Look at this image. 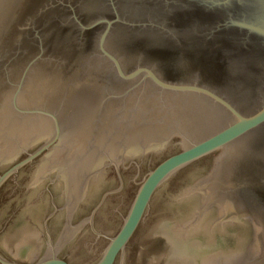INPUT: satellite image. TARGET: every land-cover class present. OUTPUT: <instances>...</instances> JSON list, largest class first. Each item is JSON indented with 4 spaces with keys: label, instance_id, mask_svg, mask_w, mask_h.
Wrapping results in <instances>:
<instances>
[{
    "label": "water",
    "instance_id": "obj_1",
    "mask_svg": "<svg viewBox=\"0 0 264 264\" xmlns=\"http://www.w3.org/2000/svg\"><path fill=\"white\" fill-rule=\"evenodd\" d=\"M174 134L119 231H96L120 163ZM147 217L171 246L154 264H264V0H0V263L75 264L57 254L91 222L94 264H125Z\"/></svg>",
    "mask_w": 264,
    "mask_h": 264
},
{
    "label": "rangeland",
    "instance_id": "obj_2",
    "mask_svg": "<svg viewBox=\"0 0 264 264\" xmlns=\"http://www.w3.org/2000/svg\"><path fill=\"white\" fill-rule=\"evenodd\" d=\"M181 146V136L174 134L161 151L143 156L141 164L132 161L129 167H125L123 163H120L119 172L123 187L104 197L94 213L95 230L113 237L121 228L145 175L166 156L179 150ZM218 155L219 152H214L178 170L170 177L166 190L175 194L189 187L193 183L195 172L200 169L213 168ZM150 223V217L144 218L129 241L124 251L125 264H154L150 261L152 255L163 254L170 250V242L164 236L145 237ZM95 230L92 223L88 222L57 255L75 264L96 263L108 246L110 238ZM121 260L122 255L118 257L115 264H121Z\"/></svg>",
    "mask_w": 264,
    "mask_h": 264
},
{
    "label": "flooded vegetation",
    "instance_id": "obj_3",
    "mask_svg": "<svg viewBox=\"0 0 264 264\" xmlns=\"http://www.w3.org/2000/svg\"><path fill=\"white\" fill-rule=\"evenodd\" d=\"M7 259H9V260H16V259H10L9 257H6ZM16 261H18V260H16ZM0 264H2V263H0Z\"/></svg>",
    "mask_w": 264,
    "mask_h": 264
}]
</instances>
